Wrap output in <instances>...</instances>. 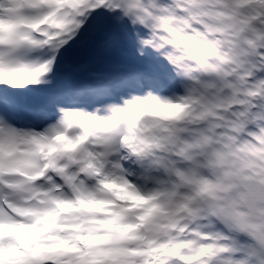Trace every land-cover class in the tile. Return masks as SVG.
Returning <instances> with one entry per match:
<instances>
[{"label": "snow or ice", "instance_id": "1", "mask_svg": "<svg viewBox=\"0 0 264 264\" xmlns=\"http://www.w3.org/2000/svg\"><path fill=\"white\" fill-rule=\"evenodd\" d=\"M0 264H264V0H0Z\"/></svg>", "mask_w": 264, "mask_h": 264}]
</instances>
